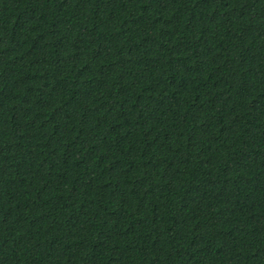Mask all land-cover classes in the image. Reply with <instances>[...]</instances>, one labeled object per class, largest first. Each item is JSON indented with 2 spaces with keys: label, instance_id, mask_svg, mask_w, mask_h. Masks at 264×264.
<instances>
[{
  "label": "trees",
  "instance_id": "trees-1",
  "mask_svg": "<svg viewBox=\"0 0 264 264\" xmlns=\"http://www.w3.org/2000/svg\"><path fill=\"white\" fill-rule=\"evenodd\" d=\"M0 264H264V0H0Z\"/></svg>",
  "mask_w": 264,
  "mask_h": 264
}]
</instances>
